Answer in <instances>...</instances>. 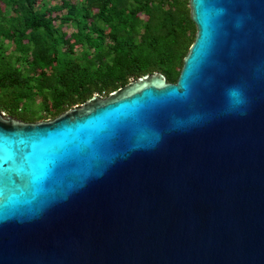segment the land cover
Listing matches in <instances>:
<instances>
[{
    "label": "water",
    "instance_id": "water-1",
    "mask_svg": "<svg viewBox=\"0 0 264 264\" xmlns=\"http://www.w3.org/2000/svg\"><path fill=\"white\" fill-rule=\"evenodd\" d=\"M188 6L175 82L0 112V264H264V0Z\"/></svg>",
    "mask_w": 264,
    "mask_h": 264
},
{
    "label": "trees",
    "instance_id": "trees-1",
    "mask_svg": "<svg viewBox=\"0 0 264 264\" xmlns=\"http://www.w3.org/2000/svg\"><path fill=\"white\" fill-rule=\"evenodd\" d=\"M188 0H0V112L53 119L142 76L175 82Z\"/></svg>",
    "mask_w": 264,
    "mask_h": 264
},
{
    "label": "rangeland",
    "instance_id": "rangeland-1",
    "mask_svg": "<svg viewBox=\"0 0 264 264\" xmlns=\"http://www.w3.org/2000/svg\"><path fill=\"white\" fill-rule=\"evenodd\" d=\"M100 97H105V96H100ZM47 120H51V119H45V120H41V121H47Z\"/></svg>",
    "mask_w": 264,
    "mask_h": 264
}]
</instances>
